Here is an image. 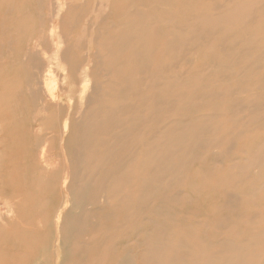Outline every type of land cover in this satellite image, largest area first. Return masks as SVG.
<instances>
[{"label":"rangeland","instance_id":"1","mask_svg":"<svg viewBox=\"0 0 264 264\" xmlns=\"http://www.w3.org/2000/svg\"><path fill=\"white\" fill-rule=\"evenodd\" d=\"M63 1L58 30L74 57L98 65L92 71L96 81V70L114 71L112 78H99L98 110L107 118L92 132L83 170L91 180H101V190L85 188L77 202L60 175L37 182L33 167L40 147L51 144L54 157L68 165L76 141L73 124L94 104L78 114V95L66 90L61 106L39 112L28 104L24 53L37 48L50 54L49 30L52 21L57 23L53 0H0V203L19 205L17 217L0 222V264H153L150 247L168 240L181 243L183 264H204L206 259L233 264L232 244L239 247L235 254L250 255L247 264H264V195L258 194L264 190V164L246 167V152L239 150L264 143V111L256 113L263 118L257 122L247 124L255 114L235 119L253 138L235 136L227 151L223 146L190 150V155L202 152V158L187 159L177 173L179 182L172 180L164 188L146 177L162 174L159 158L172 144L169 165L179 157L178 142L205 138L203 126L211 124L210 132L223 136V127L214 124L232 117L240 100L264 102V2L229 33L189 40L174 24L211 11L212 1L134 0L135 11L151 14L147 26L159 25L161 32L158 39L149 35L123 49L107 39L132 31L134 17L120 20L125 0H103L100 10L99 0ZM98 13L105 22L91 23ZM158 15L173 20L164 23ZM86 28L88 34L81 38ZM169 28L172 45L164 42ZM90 33H95L93 40ZM100 56L106 61L102 66ZM162 115L170 117L159 121ZM226 194L238 196L235 204L225 200ZM74 215L84 224L78 238L70 223Z\"/></svg>","mask_w":264,"mask_h":264},{"label":"bare ground","instance_id":"2","mask_svg":"<svg viewBox=\"0 0 264 264\" xmlns=\"http://www.w3.org/2000/svg\"><path fill=\"white\" fill-rule=\"evenodd\" d=\"M169 1L170 0H159L160 3H168ZM210 1H212L210 5L211 11L202 14L197 13L194 17L191 15L190 19H192V22H188L186 18L185 21H178L179 23L177 25L174 24L173 28L176 30L178 29L179 34H184V36L189 40H203L207 35H213L219 32L226 34L231 31L232 26L239 23H245L246 21L250 20L253 16V10H255L256 5L258 3L264 2V0ZM52 4L54 10L53 16L55 19H57V23H55V21H52V23L50 22V54L46 55V52L37 48L33 49V51L28 50L24 53L27 57V67L24 71V89L27 93L28 104L32 108L37 109L39 112L47 111L50 106H61L60 104L62 103V100L60 97L63 95L64 90H66L72 93H77L78 101H74H77L75 103L76 106L79 107L78 111L76 110L78 114L82 112L83 106L87 107L90 104L94 105L90 111L88 110L86 113L82 115L80 114L78 117L79 121H75L73 124V127L76 131V141L74 145V151L72 152L68 165H65V163L62 164L58 157H54L51 152V144L44 142L42 147H40L38 150V160L34 165L33 170L36 174V180L38 183H43V181L46 179L49 180L52 176L60 175V177H62L63 185L68 184L69 189H71V194L73 196L72 198L79 202L82 191L85 188L92 187L95 191L101 190V180L96 182L91 180L88 175L86 176L84 174L83 170H86V166L88 165L86 162L92 142V132H94L96 127L102 125L107 118V114L105 112L98 110L99 99L102 96L100 86L98 84V82L101 80L99 78H112L114 76V71L113 69L107 70L105 68L96 70L97 76L99 77L96 81V77L92 71H94L95 68L97 69L98 65L92 67V65L89 63V60H91L90 58H87L84 63H82V60L79 61L78 58H75L71 52V48H69L70 46L67 44L64 33L58 30L59 20L63 14L64 5L66 3L63 0H53ZM98 5V10H100L104 5L103 0H99ZM121 15H123L124 18L120 20L125 23L126 16L134 17L130 21L132 31H130V33L127 35L126 31H122L121 34L117 33L115 36H109L107 39L108 41H116L119 46H121L123 49H126V43L133 44L141 42L142 40L149 38V35L154 40L158 39L159 32H161V26L156 25L152 28L151 24L150 26H147L149 24L147 19L151 16V14L139 13L135 11L134 0H128L127 3L125 0V8L122 10ZM155 17H157L158 20L160 19L159 15ZM51 18L52 17H50V19ZM89 20L93 24L98 21L105 22V20L102 18V14L100 13L94 14ZM160 20L164 23H171L173 16H161ZM83 33L84 34L81 38H85L87 36L88 29L86 28ZM173 33L174 31L170 28L167 32L163 33V35H165L164 42L166 44H173ZM94 36L95 33L92 35L90 33L89 39L93 40ZM97 54H99V52H96L93 55L97 58ZM99 60V62H101V66L106 62L104 58H101V56ZM155 63H158L157 58ZM154 68L155 65L151 66V69ZM71 74H76L77 77L71 78ZM78 78L79 82L77 84ZM263 109L264 102L262 100L255 98H245L240 100L233 107L232 112L234 114L232 117L228 119L216 120L214 124L218 127H223V136L217 137V135L211 133L209 129L211 124L203 126L202 130L204 135H206L205 138H190L187 143L178 142L176 153L179 154V157L178 159L171 161L169 165V156L172 152H175V148L172 144L166 154L159 158L160 167L163 169L162 174L158 176L146 177L150 179V183L159 184V186L164 188L167 187L169 182L172 180H177V182H179L182 179L177 177V173H180L179 171L184 168L187 159L190 156L193 159L200 160L202 158V152L190 155V150L197 147L201 151L210 152L223 146L225 147V151H227L228 149L234 147L233 141L235 136L245 135L251 137L253 135V138L254 134L252 131L246 129L241 130L239 128L240 126L235 124V119H243L247 115L255 114L254 116L252 115L253 117L247 119V124L249 122H257L263 118L262 116H257L256 113L263 112ZM168 117L170 116L162 115L159 121H165ZM67 127L68 125L65 122L61 130V143L65 139V134L68 129ZM245 127H247V125H245ZM184 135L186 134L184 133ZM184 135H180L181 141L183 140ZM34 145L38 146V142L34 143ZM247 149L249 150H245L244 147H239L240 151L246 152V156L244 158L245 162L243 163L246 167L250 165L264 164L263 142L256 147L253 146V148L252 146L247 147ZM166 167L167 169H165ZM1 178L0 169V182ZM262 187L264 188V185ZM258 194L263 196L264 190L259 191ZM237 197L238 196L235 194H226L224 196L225 200L232 202L233 204H235L237 201ZM0 206L3 208L0 209V222L13 220V217L15 218L19 215L18 203H16L15 206L9 207L3 203H0ZM1 210L3 212H1ZM62 213L63 210H60L56 215V227H58V225L61 223ZM70 223L72 225L74 236L78 238L81 234L82 228L84 227L83 221L81 220L80 216L74 215L71 218ZM17 233L18 229L15 227V235H17ZM180 247L181 243H179L177 240L158 242L154 246H151L149 253L152 257L153 264H183L184 258L180 256ZM228 251L232 253L230 259L233 264H247V261L250 259V255L248 253H244V256L235 254V252L239 251V247L237 245L232 244ZM210 263L211 261L206 259L204 264ZM194 264L201 263L196 261Z\"/></svg>","mask_w":264,"mask_h":264}]
</instances>
